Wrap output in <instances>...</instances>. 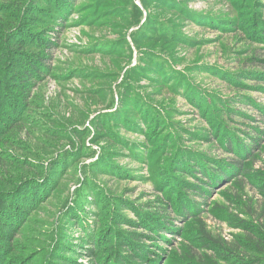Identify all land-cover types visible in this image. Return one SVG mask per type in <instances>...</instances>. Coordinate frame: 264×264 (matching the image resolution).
Listing matches in <instances>:
<instances>
[{
  "label": "rangeland",
  "instance_id": "374dc122",
  "mask_svg": "<svg viewBox=\"0 0 264 264\" xmlns=\"http://www.w3.org/2000/svg\"><path fill=\"white\" fill-rule=\"evenodd\" d=\"M65 1L0 0V264H264V0Z\"/></svg>",
  "mask_w": 264,
  "mask_h": 264
},
{
  "label": "trees",
  "instance_id": "16d2710c",
  "mask_svg": "<svg viewBox=\"0 0 264 264\" xmlns=\"http://www.w3.org/2000/svg\"><path fill=\"white\" fill-rule=\"evenodd\" d=\"M65 2H67V0L65 1ZM68 5V3L67 4H65V5H61V6H59L58 8H57V10H56V13H57V15H58V17H54V18H59V16H61L62 17V15L64 16V9H66L67 6ZM261 37H263V36H261ZM40 63H44L45 64V62L43 61V60H40ZM230 150H233L232 148H230ZM19 196V195H18ZM117 261V260H116ZM120 261V260H119ZM119 261H118V263H119ZM117 263V264H118Z\"/></svg>",
  "mask_w": 264,
  "mask_h": 264
}]
</instances>
